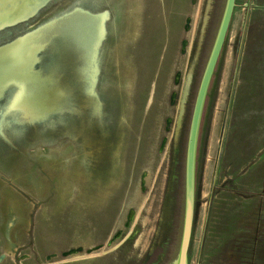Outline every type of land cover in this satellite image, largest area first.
I'll list each match as a JSON object with an SVG mask.
<instances>
[{
	"label": "rangeland",
	"instance_id": "1",
	"mask_svg": "<svg viewBox=\"0 0 264 264\" xmlns=\"http://www.w3.org/2000/svg\"><path fill=\"white\" fill-rule=\"evenodd\" d=\"M226 4L35 0L29 14L1 26L0 47L80 6L106 14L95 57H75L81 87L62 114L37 124L3 122L0 211L13 210L17 220L11 227L0 222V255L8 253L0 264H59L52 255L85 246L90 229L110 252L61 264H174L184 229L189 129ZM262 27L264 0H237L200 129L190 264H264V138L241 143L249 38ZM68 57L45 55L36 69L45 74L44 62ZM83 121L98 123L84 128Z\"/></svg>",
	"mask_w": 264,
	"mask_h": 264
},
{
	"label": "bare ground",
	"instance_id": "2",
	"mask_svg": "<svg viewBox=\"0 0 264 264\" xmlns=\"http://www.w3.org/2000/svg\"><path fill=\"white\" fill-rule=\"evenodd\" d=\"M0 1L1 27L3 24L15 22L29 14L35 0ZM105 16L104 12L95 14L80 6L33 31L17 36L12 42L0 47V120H2L0 134L4 132V121L12 120L17 125L26 122L37 124L51 122L54 119L53 115L62 114L69 96L75 95L76 89L81 87L80 74L75 69L77 64L75 57H78L79 51L86 54L91 61L95 57L96 47L106 34ZM94 30L98 37L95 44L92 42ZM63 51L71 59L68 57L69 60L65 62L53 60L50 61V66L44 62L45 74L36 69L45 55L66 58ZM95 68L89 90L92 96H94L99 77V70ZM245 97L248 103L241 111L244 122L241 143L247 147L256 143L264 133V102L253 93ZM101 111L102 107L99 103L96 117L99 118ZM96 123L83 121L82 126L85 128ZM134 219L135 211L133 210L128 214V220L131 222ZM16 220L17 214L13 210H10L7 216L0 211L1 224L11 227ZM91 230H87V236L83 240L85 246L71 248L61 256L55 252L52 258H62L61 263L71 259L87 262L88 258L94 254L100 253L99 255L102 256L108 254L109 247L96 244L101 240L99 231ZM116 234L122 235L119 232ZM86 245L92 246L91 253L85 250ZM7 256L8 253L1 254L0 263H5ZM28 258L29 256L26 255L22 260Z\"/></svg>",
	"mask_w": 264,
	"mask_h": 264
},
{
	"label": "water",
	"instance_id": "3",
	"mask_svg": "<svg viewBox=\"0 0 264 264\" xmlns=\"http://www.w3.org/2000/svg\"><path fill=\"white\" fill-rule=\"evenodd\" d=\"M1 2V1H0ZM226 8L223 14V20L218 30V35L212 48L207 67L201 79V84L196 96V103L193 111V118L190 126V134L188 138V149L186 156V185H185V217L184 229L182 234V243L178 254V259L174 264H190V247L191 239L194 231V221L196 216V183H197V157L199 150V140L201 135V125L204 117V110L207 103V96L212 84V79L218 68V63L222 57L224 45L228 38V33L233 21V14L237 8V0H226ZM4 5V4H3ZM4 8H2L3 10ZM1 28V27H0Z\"/></svg>",
	"mask_w": 264,
	"mask_h": 264
},
{
	"label": "crops",
	"instance_id": "4",
	"mask_svg": "<svg viewBox=\"0 0 264 264\" xmlns=\"http://www.w3.org/2000/svg\"><path fill=\"white\" fill-rule=\"evenodd\" d=\"M258 34L251 33L249 38L248 45V79L250 84V94H255L258 98L264 102V27H262ZM258 41V42H257ZM262 139L264 135L261 136ZM263 152V151H262ZM260 242H264V214L260 217ZM255 239V238H254ZM259 241L251 240V245L254 243H258ZM254 250V255L258 254V248L254 246L252 247ZM261 252L263 253L262 258H264V247L261 248Z\"/></svg>",
	"mask_w": 264,
	"mask_h": 264
},
{
	"label": "flooded vegetation",
	"instance_id": "5",
	"mask_svg": "<svg viewBox=\"0 0 264 264\" xmlns=\"http://www.w3.org/2000/svg\"><path fill=\"white\" fill-rule=\"evenodd\" d=\"M220 62V61H219ZM218 65H219V63H218ZM218 68H219V66H218ZM218 68H217V70H216V72H215V75H214V77H213V79H212V84H211V87H210V89H209V93H208V96H207V98H208V100H207V103H206V106H205V110H206V107H207V105H208V101H210V95H211V91H212V87H213V85H214V80H215V77H216V73H217V71H218ZM205 110H204V112H205ZM204 114V113H203ZM204 116H205V114H204ZM203 119H204V117H203ZM201 138V137H200ZM199 143H200V140H199ZM199 146V145H198ZM199 152H200V146H199V150H198V157H197V162H198V165H197V172H196V177H197V183H196V193H197V184H198V168H199V164H200V161H199ZM198 194V193H197ZM196 205H197V199H196ZM197 210V209H196Z\"/></svg>",
	"mask_w": 264,
	"mask_h": 264
},
{
	"label": "trees",
	"instance_id": "6",
	"mask_svg": "<svg viewBox=\"0 0 264 264\" xmlns=\"http://www.w3.org/2000/svg\"><path fill=\"white\" fill-rule=\"evenodd\" d=\"M228 38H229V35H228ZM228 38H227V40H226V43H227V41H228ZM226 43H225V45H224V49H225ZM224 49H223V50H224ZM224 52H225V50L223 51L222 57H223V55H224ZM222 57H221V58H222ZM220 63H221V59H220L219 65H218L219 68H218V71H217V73H216V77H215V78H217V76H218V74H219V72H220V68H221Z\"/></svg>",
	"mask_w": 264,
	"mask_h": 264
}]
</instances>
